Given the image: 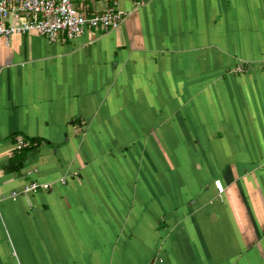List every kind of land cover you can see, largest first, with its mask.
Here are the masks:
<instances>
[{"label":"crops","instance_id":"0c3cea01","mask_svg":"<svg viewBox=\"0 0 264 264\" xmlns=\"http://www.w3.org/2000/svg\"><path fill=\"white\" fill-rule=\"evenodd\" d=\"M112 6L0 37V264H264V0Z\"/></svg>","mask_w":264,"mask_h":264},{"label":"built area","instance_id":"2783aa9c","mask_svg":"<svg viewBox=\"0 0 264 264\" xmlns=\"http://www.w3.org/2000/svg\"><path fill=\"white\" fill-rule=\"evenodd\" d=\"M140 5L143 0H135ZM18 21L13 23L11 16ZM122 11L115 6L107 7L103 12L88 14L79 10L73 0H0V37L8 40L14 34H25L31 31L47 38L50 41L63 37L72 40L79 37L86 29H95L102 32L117 28L123 21ZM236 71L243 70L237 66ZM24 145L19 139L16 148ZM51 187L49 182L29 181L21 193L29 195ZM218 192L222 187L216 182ZM13 192L11 196H16Z\"/></svg>","mask_w":264,"mask_h":264},{"label":"trees","instance_id":"16d2710c","mask_svg":"<svg viewBox=\"0 0 264 264\" xmlns=\"http://www.w3.org/2000/svg\"><path fill=\"white\" fill-rule=\"evenodd\" d=\"M111 6L113 5L114 0H109ZM89 14H91L89 12ZM24 145L20 148H16L13 157L11 158L8 166L9 170H19L24 162V160L27 158V155L30 152L34 151V148L37 147L38 142L30 139V140H23Z\"/></svg>","mask_w":264,"mask_h":264},{"label":"rangeland","instance_id":"374dc122","mask_svg":"<svg viewBox=\"0 0 264 264\" xmlns=\"http://www.w3.org/2000/svg\"><path fill=\"white\" fill-rule=\"evenodd\" d=\"M237 1H240V0H237ZM241 1H244V0H241ZM223 189V188H222ZM217 191H218V189H217ZM218 193H220V192H218Z\"/></svg>","mask_w":264,"mask_h":264}]
</instances>
